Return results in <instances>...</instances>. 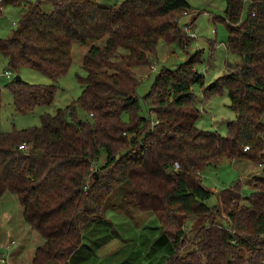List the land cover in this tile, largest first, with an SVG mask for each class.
Listing matches in <instances>:
<instances>
[{
	"label": "trees",
	"instance_id": "1",
	"mask_svg": "<svg viewBox=\"0 0 264 264\" xmlns=\"http://www.w3.org/2000/svg\"><path fill=\"white\" fill-rule=\"evenodd\" d=\"M46 1L50 12L36 0L0 37L9 71L27 67L53 81L15 77L8 85L15 110L52 104L74 42L91 46L82 61L87 74L78 77L82 93L55 114L43 113L39 126L1 130L0 89V200L15 194L44 239L32 264H72L82 247L103 246L112 225L106 212L117 210L113 198L127 213L154 216L160 234L153 246L169 252L163 264H264V175L253 178L248 195L241 180L218 191L213 206L207 201L215 192L202 184L203 171L226 160L264 164V0H225L227 52L240 61L227 58L225 74L210 84L197 68L202 51H189L193 22L181 23L195 12L188 0ZM3 11L1 5L0 18ZM161 41L178 43L187 58L158 71L142 97L150 112L143 116L134 69L148 65ZM195 84L203 101L228 89L237 117L226 136L197 127ZM187 219L196 231L183 253Z\"/></svg>",
	"mask_w": 264,
	"mask_h": 264
},
{
	"label": "rangeland",
	"instance_id": "2",
	"mask_svg": "<svg viewBox=\"0 0 264 264\" xmlns=\"http://www.w3.org/2000/svg\"><path fill=\"white\" fill-rule=\"evenodd\" d=\"M122 1L124 0H99L101 4L107 6H115ZM188 1L195 8V12L183 15L181 23L186 25L193 22L190 25L192 38L189 51L192 53L197 50L202 51L203 61L197 68L205 75L206 84H210L217 77L225 74L227 58L232 62L240 61L239 56L227 52L226 42L229 32L226 21L221 19L224 16L226 1ZM33 2H36V0H15V5L6 1L0 4V6L4 7L3 15L0 18L1 38H6L10 35L11 31L16 28L22 12ZM42 7L47 12L52 10V4L46 0H43ZM248 10L249 4L244 8V17L247 16ZM194 17L196 18L194 19ZM187 29L189 30L190 28L188 27ZM192 33H194V36ZM90 46L91 42L88 44H81L78 41L74 42L72 49L73 63L67 74L57 82L58 90L54 102L50 105L38 106L33 112L28 113H19L15 110L13 95L8 85L15 79L16 73L10 71L9 75L5 74L8 71L7 58L0 55V89L3 99L1 130L10 131L14 128L25 129L36 125L39 126L42 122L41 115L43 113L50 112L55 114L59 109L67 107L78 99L83 90L78 77L86 76L87 74L82 66V61L85 52ZM210 56H212L211 61ZM150 58L151 61L148 65H141L134 69L140 80L138 95L141 98V114L143 116H149L150 112L142 97L149 91L158 71L163 66H175L185 61L187 54L178 43L161 41L157 52L153 53ZM19 75L24 81L32 84H53L52 79L47 75L31 68H22ZM193 90L199 96L197 107L201 111L197 127L203 130L217 131L222 136H226L228 133V122L237 117L235 110L231 106L228 89H225L222 94L213 95L205 101L202 98L203 89L199 84H195ZM104 158L105 155L103 154L101 161ZM243 162L247 163V166H251L248 171L242 167ZM250 162L248 160H226L218 165L207 167L202 173V184L215 192L207 201V204L210 206L216 205L218 203L216 193L226 187H230L238 180L242 181L243 194H250L253 178L264 175V164ZM256 169H261V172L256 173ZM8 195L15 197L19 204L15 202L8 203L5 198L4 204L1 202L0 217L4 218L11 211L16 217L18 229L15 233L9 232L0 219V264H32V255H34L36 248L44 240L22 216V205L18 197L12 193H8ZM111 202L115 204L114 207L117 210L109 208L106 212L105 217L112 221V225L109 227L110 230L105 229L104 232H110V234L105 236V244L101 246L102 248H96L97 251L100 249L99 252L105 259L101 264H163L169 252L156 249L153 246L155 238L160 234L154 216L149 213L135 212L134 209L127 213L125 211V209H128L127 207H122L125 209L120 207L122 203L120 198H113ZM186 226L188 243L183 247V253L192 249L189 240L196 231L194 220L187 219ZM85 239L88 242L89 239ZM19 248L20 252H16ZM241 252H244V255H248L246 250Z\"/></svg>",
	"mask_w": 264,
	"mask_h": 264
},
{
	"label": "crops",
	"instance_id": "3",
	"mask_svg": "<svg viewBox=\"0 0 264 264\" xmlns=\"http://www.w3.org/2000/svg\"><path fill=\"white\" fill-rule=\"evenodd\" d=\"M246 164L247 163L243 162L242 167L244 169L246 168V171H248V168H250L251 166H249V165L247 166ZM253 168H255V167L253 166ZM255 172L256 173H259V172H261V169H256ZM5 198L7 199L8 203L9 202H13V203L15 202V203L19 204L17 202V200L15 199V197H11V196L8 195V193H6L3 196V198L0 200V207H1V202H3V204H4V199ZM4 214H6V213H4ZM22 216H24L23 206H22ZM5 217H6V220H5ZM0 219H1V222L5 225V227L9 230V232L15 233L17 231L18 224H16L17 223L16 217H15V215L12 214L11 211H9V213L6 216H4V218L0 217ZM99 233L101 234V231H99ZM42 244L43 243H41V245ZM87 248H88V246L87 247H84V248L83 247L81 248V250L79 251L80 253L78 254V256H75L72 264H101V262H104L105 261L103 255L99 252L100 249L98 251L96 249V248H102L101 246L100 247H95L93 245V248H91V247L89 249H87ZM17 251L20 252V248L18 250H16V252ZM33 256L34 255H32V258H33Z\"/></svg>",
	"mask_w": 264,
	"mask_h": 264
},
{
	"label": "built area",
	"instance_id": "4",
	"mask_svg": "<svg viewBox=\"0 0 264 264\" xmlns=\"http://www.w3.org/2000/svg\"><path fill=\"white\" fill-rule=\"evenodd\" d=\"M3 2V0H0V4ZM6 75L10 74V71L8 70L7 72H5ZM21 148H24V145H21Z\"/></svg>",
	"mask_w": 264,
	"mask_h": 264
},
{
	"label": "water",
	"instance_id": "5",
	"mask_svg": "<svg viewBox=\"0 0 264 264\" xmlns=\"http://www.w3.org/2000/svg\"><path fill=\"white\" fill-rule=\"evenodd\" d=\"M19 79H21V76L18 74L16 75V80H19Z\"/></svg>",
	"mask_w": 264,
	"mask_h": 264
}]
</instances>
